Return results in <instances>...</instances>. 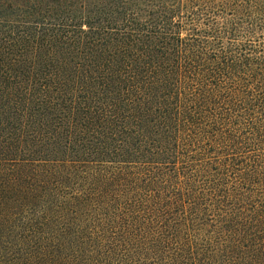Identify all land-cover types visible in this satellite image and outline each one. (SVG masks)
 Instances as JSON below:
<instances>
[{
  "label": "trees",
  "instance_id": "obj_1",
  "mask_svg": "<svg viewBox=\"0 0 264 264\" xmlns=\"http://www.w3.org/2000/svg\"><path fill=\"white\" fill-rule=\"evenodd\" d=\"M0 264H264V0H0Z\"/></svg>",
  "mask_w": 264,
  "mask_h": 264
}]
</instances>
